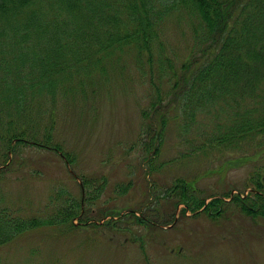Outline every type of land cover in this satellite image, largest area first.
Segmentation results:
<instances>
[{
  "label": "rangeland",
  "instance_id": "rangeland-1",
  "mask_svg": "<svg viewBox=\"0 0 264 264\" xmlns=\"http://www.w3.org/2000/svg\"><path fill=\"white\" fill-rule=\"evenodd\" d=\"M160 38L162 54L178 67L192 45L189 24L169 18ZM118 59L105 73L97 70L83 88L74 80L73 91L57 93L54 134L75 155L74 164L31 143L20 147V154H9L12 166L0 176L5 202L30 215L63 188L81 200L95 197L83 200L84 219H75L78 228L70 232L40 229L17 237L0 247V264H264V218L250 219L232 207L219 219L191 211L182 215L184 205L166 193L180 179L205 202L228 191L246 196L254 190L251 175L264 176V137L251 146H213L207 136L218 121H228L227 113L197 114L184 129L183 111L175 103L166 113L161 143L153 140L158 154L144 151L149 117L142 111L152 115L156 129L162 115L151 111L156 89L149 74H142L146 66L139 70L133 50ZM45 106H51L50 99ZM47 119H41V129ZM149 160L157 167L150 173ZM85 178L91 188L84 187ZM103 183L96 196L94 188ZM124 186L128 190L122 194ZM129 214L147 224H137Z\"/></svg>",
  "mask_w": 264,
  "mask_h": 264
},
{
  "label": "trees",
  "instance_id": "trees-1",
  "mask_svg": "<svg viewBox=\"0 0 264 264\" xmlns=\"http://www.w3.org/2000/svg\"><path fill=\"white\" fill-rule=\"evenodd\" d=\"M169 18L186 21L191 31L192 45L178 67L159 49ZM130 50L156 89L151 111L162 114L156 129L152 115L142 111L144 119L149 117L144 151L158 154L153 140L161 143L166 113L175 103L183 111L184 129L197 114L227 113L228 121H218L207 136L213 146L237 148L264 137V0H0V176L12 166L9 154L16 156L31 143L74 164L75 155L54 134L57 93L73 91L74 80L83 88L97 70L105 73L109 62ZM151 161L149 173L157 168ZM250 180L254 190L246 196L228 191L208 202L180 179L166 193L184 205L182 215L191 211L219 219L232 207L231 212L250 219L264 218V176L254 172ZM83 185L93 186L87 178ZM99 186L96 196L104 183ZM120 189L123 194L128 187ZM83 200L63 188L30 215L11 208L0 190V247L34 230H77L74 220L84 219ZM129 215L137 224H147Z\"/></svg>",
  "mask_w": 264,
  "mask_h": 264
}]
</instances>
